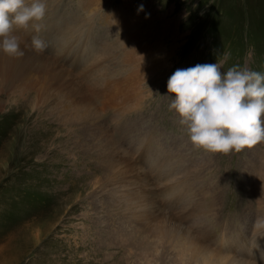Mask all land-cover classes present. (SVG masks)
Instances as JSON below:
<instances>
[{
	"label": "rangeland",
	"instance_id": "1",
	"mask_svg": "<svg viewBox=\"0 0 264 264\" xmlns=\"http://www.w3.org/2000/svg\"><path fill=\"white\" fill-rule=\"evenodd\" d=\"M41 23L44 51L0 52V264H264V140L194 147L167 89L264 72V0H47Z\"/></svg>",
	"mask_w": 264,
	"mask_h": 264
},
{
	"label": "clouds",
	"instance_id": "2",
	"mask_svg": "<svg viewBox=\"0 0 264 264\" xmlns=\"http://www.w3.org/2000/svg\"><path fill=\"white\" fill-rule=\"evenodd\" d=\"M143 7L139 5L138 10ZM46 13L47 0H0V52L20 57L25 47L44 51L47 42L40 33ZM18 28L32 31L30 42ZM221 63L176 68L167 80L169 107L178 114L194 147L239 151L264 140V72L239 64L222 70ZM255 227H264V219L258 218Z\"/></svg>",
	"mask_w": 264,
	"mask_h": 264
},
{
	"label": "bare ground",
	"instance_id": "3",
	"mask_svg": "<svg viewBox=\"0 0 264 264\" xmlns=\"http://www.w3.org/2000/svg\"><path fill=\"white\" fill-rule=\"evenodd\" d=\"M251 251H254L253 253H257V254H259L260 256H261V258H263L264 259V245H259V246H255V248H253V249H248L247 250V252L249 253V252H251ZM231 264H233V263H231ZM234 264H243L242 262H240V261H236ZM251 264H255V263H251Z\"/></svg>",
	"mask_w": 264,
	"mask_h": 264
}]
</instances>
